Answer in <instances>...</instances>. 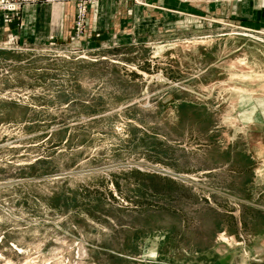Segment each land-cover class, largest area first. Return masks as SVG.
Instances as JSON below:
<instances>
[{
    "label": "rangeland",
    "instance_id": "374dc122",
    "mask_svg": "<svg viewBox=\"0 0 264 264\" xmlns=\"http://www.w3.org/2000/svg\"><path fill=\"white\" fill-rule=\"evenodd\" d=\"M96 1L0 40V264H264L263 6L96 44Z\"/></svg>",
    "mask_w": 264,
    "mask_h": 264
},
{
    "label": "crops",
    "instance_id": "0c3cea01",
    "mask_svg": "<svg viewBox=\"0 0 264 264\" xmlns=\"http://www.w3.org/2000/svg\"><path fill=\"white\" fill-rule=\"evenodd\" d=\"M146 3L149 4L147 8L131 0L94 2L89 7L87 19L92 41L98 44L103 39H116L131 31L139 35L144 25L147 24V28L148 22L153 26L147 28L148 32L157 28H154V22L168 27L169 23L179 21L182 15L184 19H187L186 15L191 17L201 13L212 18L246 16L253 6V0H146ZM258 4L263 6L259 19L264 21V0H258ZM73 17L74 8L70 3L57 7L47 3L26 5L16 22L5 24L0 15V40L6 37L7 32L14 33L20 42H45L52 35L65 40L72 32Z\"/></svg>",
    "mask_w": 264,
    "mask_h": 264
},
{
    "label": "built area",
    "instance_id": "2783aa9c",
    "mask_svg": "<svg viewBox=\"0 0 264 264\" xmlns=\"http://www.w3.org/2000/svg\"><path fill=\"white\" fill-rule=\"evenodd\" d=\"M68 1H75L77 4L78 22L76 23V30L78 31L82 28L84 14L92 0H0V14L3 16V22L9 24L19 19V10L25 5L48 3L60 6V3Z\"/></svg>",
    "mask_w": 264,
    "mask_h": 264
}]
</instances>
